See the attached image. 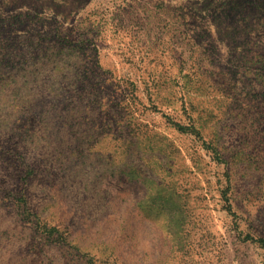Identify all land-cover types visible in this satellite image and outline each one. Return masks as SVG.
Instances as JSON below:
<instances>
[{
    "label": "rangeland",
    "instance_id": "374dc122",
    "mask_svg": "<svg viewBox=\"0 0 264 264\" xmlns=\"http://www.w3.org/2000/svg\"><path fill=\"white\" fill-rule=\"evenodd\" d=\"M43 70L134 114L56 264H264V0H0V95Z\"/></svg>",
    "mask_w": 264,
    "mask_h": 264
},
{
    "label": "trees",
    "instance_id": "16d2710c",
    "mask_svg": "<svg viewBox=\"0 0 264 264\" xmlns=\"http://www.w3.org/2000/svg\"><path fill=\"white\" fill-rule=\"evenodd\" d=\"M46 71L12 78L0 95V264H56L64 241L87 252L91 223L108 214L114 175L104 166L120 147L124 115H134L115 91L102 94L103 79L80 86L93 92H64L70 82Z\"/></svg>",
    "mask_w": 264,
    "mask_h": 264
}]
</instances>
